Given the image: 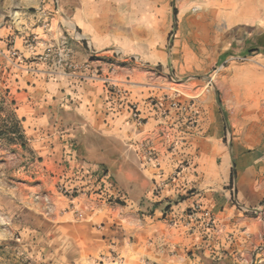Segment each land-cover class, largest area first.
I'll return each mask as SVG.
<instances>
[{
    "label": "rangeland",
    "instance_id": "obj_1",
    "mask_svg": "<svg viewBox=\"0 0 264 264\" xmlns=\"http://www.w3.org/2000/svg\"><path fill=\"white\" fill-rule=\"evenodd\" d=\"M103 2L104 40L97 44L93 30L84 37L102 79L114 80L109 93L104 86L110 112L119 103L135 123H142L147 106L163 116L196 115L199 100L212 95L226 119L227 144L246 134L251 147L264 144V22L256 11L240 18L250 11L240 0ZM55 5L58 10L64 2ZM30 11L28 19L15 0H0V264H68L62 230L54 228L63 223L67 199L98 193L107 204L120 201L110 185L118 182L112 166L119 156L129 158L128 145L93 130L83 113L53 104L51 85L44 95L34 88V59L20 53L37 45L30 28L45 26L57 35L60 20ZM62 17L77 33L88 30L63 11ZM245 122L247 131L240 126ZM259 125L263 137L257 138ZM107 173L111 178L103 182Z\"/></svg>",
    "mask_w": 264,
    "mask_h": 264
},
{
    "label": "crops",
    "instance_id": "obj_2",
    "mask_svg": "<svg viewBox=\"0 0 264 264\" xmlns=\"http://www.w3.org/2000/svg\"><path fill=\"white\" fill-rule=\"evenodd\" d=\"M240 1L250 10L240 18L256 11L257 21L264 22V0ZM63 2L57 10L52 0H15L28 19L33 8L44 20H60L57 35L45 26L30 28L37 45L24 46L20 53L34 59V88L44 95L51 85L57 91L53 104L83 113L93 130L124 140L129 156H119L112 166L120 201L107 204L97 199L98 193L67 199L63 223L54 227L62 230L67 263L141 264L149 259L155 264H264V144L251 147L247 134L227 144L226 119L212 95L199 100L196 115L177 111L163 116L147 106L142 123H135L119 103V111L110 112L105 88L109 93L112 86L102 79L103 69L84 37L93 30L96 43L104 40V2ZM62 11L88 30L77 33L66 25ZM61 44L73 67L58 56H41L47 46L57 50ZM121 84L130 85L124 79ZM129 90L126 105L133 96ZM240 126L250 127L247 122ZM262 129L257 127V138L258 133L263 137ZM142 144L152 145L156 162L137 152ZM205 210L214 218L211 227L203 218ZM53 242L59 244L56 237Z\"/></svg>",
    "mask_w": 264,
    "mask_h": 264
},
{
    "label": "built area",
    "instance_id": "obj_3",
    "mask_svg": "<svg viewBox=\"0 0 264 264\" xmlns=\"http://www.w3.org/2000/svg\"><path fill=\"white\" fill-rule=\"evenodd\" d=\"M55 4L59 5L60 4V0H52ZM197 7L194 8V10H196ZM55 47L54 45H49L45 48V53L41 56H44L45 58H49L51 57L52 55H55V56H58L60 61H66L67 62V65L69 67H73V65L69 62V53L67 51L66 48H64V44L60 46V48H58L57 50H55ZM14 54H18L17 52H14ZM63 55L66 56V58H62ZM104 81L106 83H109L111 84L110 86H113V83H114V80L111 79V78H104ZM139 150L140 152L144 155L145 159L149 162L151 161H154L156 162L158 157L156 155V151L155 149L152 147V145L150 144H142L141 147H139ZM110 174H105L101 180L103 182H107L106 180H110ZM112 183V181H110ZM111 186L113 185V189L114 190H117L118 191V195L120 196L121 193V190H119L116 186V184L112 183L110 184ZM160 190V187L157 186V191ZM203 218L205 219V223L208 227H211L213 224H214V218L212 216V214L208 211V210H205L203 211ZM141 264H155V263H151L149 259H143L142 260V263Z\"/></svg>",
    "mask_w": 264,
    "mask_h": 264
},
{
    "label": "trees",
    "instance_id": "obj_4",
    "mask_svg": "<svg viewBox=\"0 0 264 264\" xmlns=\"http://www.w3.org/2000/svg\"><path fill=\"white\" fill-rule=\"evenodd\" d=\"M259 40H260V45L264 48V33L261 35Z\"/></svg>",
    "mask_w": 264,
    "mask_h": 264
}]
</instances>
